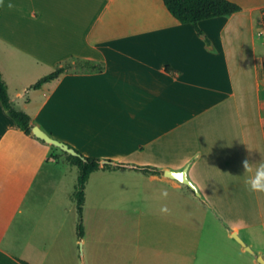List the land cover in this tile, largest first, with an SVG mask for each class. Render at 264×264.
Returning a JSON list of instances; mask_svg holds the SVG:
<instances>
[{"label": "crops", "instance_id": "1", "mask_svg": "<svg viewBox=\"0 0 264 264\" xmlns=\"http://www.w3.org/2000/svg\"><path fill=\"white\" fill-rule=\"evenodd\" d=\"M232 1L242 10L201 20L205 36L164 0L0 2L12 65L71 64L35 88V114L30 98L20 109L85 155L136 165L91 173L80 237L76 187L63 185L69 152L27 134L0 101V264H264V192L244 189L255 165L242 167L264 161V0ZM245 60L254 106L233 69ZM185 167L200 195L165 174ZM233 193L258 198L254 217H224Z\"/></svg>", "mask_w": 264, "mask_h": 264}, {"label": "trees", "instance_id": "2", "mask_svg": "<svg viewBox=\"0 0 264 264\" xmlns=\"http://www.w3.org/2000/svg\"><path fill=\"white\" fill-rule=\"evenodd\" d=\"M169 10L182 22L193 23L200 35L205 36V32L199 25L203 19L212 18L221 15H232L242 10V6L232 0H164ZM208 42H211L207 38ZM71 64L59 66L54 71L39 79L34 86L42 87L46 82H49L64 72ZM90 65V62L88 64ZM0 101L8 110L10 115L18 122L21 129L27 134L33 133V122L31 114L16 107L9 94L8 85L0 70ZM72 146V145H71ZM79 151V150H78ZM80 155L69 153V157L73 164L79 166L80 175L76 185L77 207L79 212L78 233L80 237L85 234L84 225V204L86 200V183L91 173L101 167V158L96 156H88L79 151ZM110 166V164H107ZM137 169L147 172H159L160 169L153 166H138Z\"/></svg>", "mask_w": 264, "mask_h": 264}, {"label": "rangeland", "instance_id": "3", "mask_svg": "<svg viewBox=\"0 0 264 264\" xmlns=\"http://www.w3.org/2000/svg\"><path fill=\"white\" fill-rule=\"evenodd\" d=\"M3 46H12L9 43L2 41L0 39V68L4 71L5 76L7 77L8 80V90L10 96H16L17 90H25L27 92V97L25 98H17L16 101H13L14 105L18 108H23L24 107V101L26 98L31 99V108L30 111L35 114L36 109L39 106V104L42 101V95L36 91V87L34 84L41 79L39 75L42 73H46L48 71H52L53 68H50L47 65L41 66V67H33V66H28L25 62H20L18 59V63L12 65V61L10 60L9 54L11 53L10 51L4 49ZM246 46H244L245 48ZM249 57V56H248ZM73 65H78L81 67V69H87V68H82L85 66L84 62L82 60H76V62L72 61L71 62ZM12 65V66H11ZM234 72L237 71L239 72L238 78L239 82H243V85L245 86V90L248 92H245V96L250 97L249 99H244L243 105L245 106H254L255 101L252 98V93L254 92L255 88V75H254V70L253 66L251 65V60H245L244 63L239 66H234L233 67ZM41 73V74H40ZM264 78V71H263V76ZM264 79L262 80V82ZM13 100V99H12ZM5 108V107H4ZM35 135V134H34ZM36 136V135H35ZM38 137V136H37ZM20 138H26L25 135L20 133ZM40 138V137H38ZM47 142V141H46ZM50 143V142H49ZM53 144V143H51ZM56 145V144H54ZM58 146V145H56ZM54 146V147H56ZM60 147V146H59ZM74 147V146H73ZM75 148V147H74ZM61 150H64L62 147H60ZM66 151V150H64ZM67 152V151H66ZM68 158L69 154L67 153ZM102 160V159H101ZM80 168L79 166L76 165H70L67 168L66 175L63 180V185L68 187V188H75L77 183H78V178L80 175ZM248 178H245V181ZM229 186L232 187L231 189L234 192H238L237 190H234V185L233 183L230 184V182H233V180H228ZM246 183L244 184V189H246ZM230 189V190H231ZM227 197L226 203L223 205V210L222 214L224 215L225 218L232 219L237 222H246L251 218V214L254 217V213L256 212L251 211V207H254L255 204H257L254 199L257 198L256 196H250V195H245V194H230ZM258 199V198H257ZM260 206H262L263 210L259 211V214L261 215V218L264 219V196L262 198L260 197ZM256 200V199H255ZM258 214V212H257Z\"/></svg>", "mask_w": 264, "mask_h": 264}, {"label": "water", "instance_id": "4", "mask_svg": "<svg viewBox=\"0 0 264 264\" xmlns=\"http://www.w3.org/2000/svg\"><path fill=\"white\" fill-rule=\"evenodd\" d=\"M33 133L36 136L46 140L47 142H50V143H53V144H56L62 147L64 150H66L67 152L71 154L80 155L79 151L76 148H74L69 143L65 142L64 140H61L59 138L52 136L48 131H46L44 128H42L38 124L33 126ZM101 163L103 165L114 164V165H120V166L136 167L135 164L126 163V162H118L116 160L107 159V158L102 159ZM165 174L168 176L174 177V178H178L180 181L185 182L188 185H190L196 191L197 194L199 195L201 194L199 187L188 176V167H185L182 170L166 169ZM233 236H235L237 240H239L243 245H245L248 250L254 252L253 248L238 234V232L235 231L233 233ZM259 260L262 263H264V257L262 255H259Z\"/></svg>", "mask_w": 264, "mask_h": 264}, {"label": "clouds", "instance_id": "5", "mask_svg": "<svg viewBox=\"0 0 264 264\" xmlns=\"http://www.w3.org/2000/svg\"><path fill=\"white\" fill-rule=\"evenodd\" d=\"M2 2V0H0ZM12 7V5H8ZM255 165L254 174L251 175L246 181V185L248 186V190L250 192H264V161L258 163H250L247 158L242 161V167L245 173L253 172V166ZM163 197H167V191H163L161 193ZM162 212L167 213L169 209L167 207H163L161 209Z\"/></svg>", "mask_w": 264, "mask_h": 264}, {"label": "built area", "instance_id": "6", "mask_svg": "<svg viewBox=\"0 0 264 264\" xmlns=\"http://www.w3.org/2000/svg\"><path fill=\"white\" fill-rule=\"evenodd\" d=\"M261 34H264V28H263V30H262V32H261Z\"/></svg>", "mask_w": 264, "mask_h": 264}]
</instances>
